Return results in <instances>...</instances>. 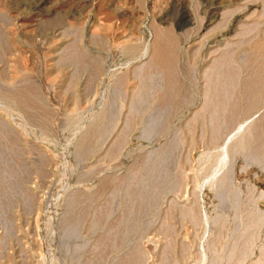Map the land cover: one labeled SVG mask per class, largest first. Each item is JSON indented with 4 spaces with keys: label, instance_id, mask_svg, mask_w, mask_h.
Listing matches in <instances>:
<instances>
[{
    "label": "rangeland",
    "instance_id": "obj_1",
    "mask_svg": "<svg viewBox=\"0 0 264 264\" xmlns=\"http://www.w3.org/2000/svg\"><path fill=\"white\" fill-rule=\"evenodd\" d=\"M247 1L0 0V264H264V160L202 182L264 109L257 81L223 123L199 114L213 58L264 21ZM163 32L160 68L144 49Z\"/></svg>",
    "mask_w": 264,
    "mask_h": 264
},
{
    "label": "bare ground",
    "instance_id": "obj_2",
    "mask_svg": "<svg viewBox=\"0 0 264 264\" xmlns=\"http://www.w3.org/2000/svg\"><path fill=\"white\" fill-rule=\"evenodd\" d=\"M239 8H240V12L242 14H247V13L255 14L256 10H257L256 7L254 5H252L250 0H248L246 3H243ZM263 15H264V13H263ZM263 15H261V16H263ZM261 16H259V17H261ZM153 24H154V22H153ZM154 25H156V24H154ZM156 26H155V28H157ZM155 28H154V31H155ZM160 34H158V35H160ZM165 34H167V33H164L161 36H158L156 34V36H155V33H154L152 39L150 38L151 40L148 41V43H146L144 52L148 56V59L153 63V64H151V66L152 65H154V66L156 65V66H159L161 68L164 65L168 64L166 62L167 61L166 59L169 60V58H167L168 57L167 56L168 52L166 50H169V49L165 48V44H166V42H168L167 39H166V36L164 37L166 39L165 44L163 42V41H165V40H163V36ZM169 34L170 33L168 31L167 35H169ZM238 36H245V38H243V37L240 38L239 37L240 40L241 39L242 40L241 41L238 40V43L234 47V49L233 48H228V49L223 50L218 56L213 58V61H212V64H211L213 66L210 67V64H209V68H212V70H213L212 71V76H211L212 78L209 76L211 74L210 73L211 70H210L209 74H206V75H208L210 77L209 79H211L214 82L213 84L211 83L212 84L211 87H209L210 85L207 86L208 76H207V79H205L206 77L204 78L207 81V83H206L205 80H204V83L206 85V86L204 85V87L205 88L209 87L208 95L211 96V97H209L207 95L208 99H207V102L205 104L206 107H204L205 105L203 106V103H202V107H204V109L206 108V110H202L203 108L200 107L202 109L201 110L199 109L200 110L199 114L201 115V111H203L205 113L207 112L209 114L208 115L209 117H210V114H213L212 116H214V119L217 118V120L216 121L214 120V122H217L219 120L220 122L223 123V121L226 118L230 117V115L233 114V112L236 113L237 109H236V111H234L235 110L234 104H232V103L230 104V101L232 100L231 98L233 97V95L236 96L238 94V93L235 94L236 92L240 91L241 88L242 89L250 88L251 87L250 85H253V83H255L257 81H264V54L262 53V52H264V51H262V49H264V21L263 22H259V21L256 20V21H253L250 25L242 23L241 24V31L239 32ZM148 63H149V61H148ZM157 68L158 67H156V69ZM207 70L209 71V69H207ZM159 71H162V69L159 70ZM163 71L167 72V70H164V69H163ZM208 71H207V73H208ZM219 86H221V88H222V89L220 88L221 91H224V93H222V94L225 95V97L222 95V99L224 97L223 100H221V96H219L218 93H217L218 92L217 88ZM248 86H250V87H248ZM206 89H208V88H206ZM215 92L220 97V101L215 99V98H217V97H214L215 96L214 95ZM241 92H242V90H241ZM244 92H245V90H244ZM205 93L206 92H204V94ZM219 94H220V92H219ZM237 97H238V95H237ZM203 98H205V97H203ZM202 117H204V113H203ZM202 117H201V119H202L201 121H204ZM211 117H210V119H211L210 122H213L212 121L213 118H211ZM207 119H209V118H207ZM201 121H200V123H201ZM204 123H202V124L204 125ZM217 125L214 126V127L216 128V127L219 126V125L218 126ZM209 126L211 127V125H209ZM211 128L210 129L208 128V130L210 131ZM203 130H205V129H203ZM262 146H264V109L261 112H259L255 117H253L251 120H249L246 123H244L241 126H239L237 131L234 132V134H232V136H230V138L227 139V141L223 145L222 152L220 151L221 154L220 155L217 154L218 156H215L214 160L211 159L212 161L210 160L208 162L210 164L209 167L212 170L211 171V175L212 176L210 174L207 175V176H211V177H207L209 179H205L206 182L204 180L202 182L204 184L207 183V187L209 189H211V191L212 190L217 191L216 189H218L219 187L222 188L221 185L223 184V182H224L223 180L226 177L225 174L227 172L228 173L231 172V170L233 169L234 163H235L237 158H239V157H241L243 155H246L248 153L253 154V151L254 152L256 151L253 154L255 159H257L259 162H263L264 158L262 159L261 157H264V153H263L264 152L263 151L264 147H262ZM260 147L262 149V151H260V153L262 152L263 156H261L259 154V151H257V150H260V149H258ZM257 152L261 156L260 158H259L258 154L255 155ZM205 163H206V161H205ZM210 169H209V171H210ZM208 173H210V172H208ZM210 178L212 180H210ZM208 180H210V181H208ZM202 185L203 184H201V187H202ZM252 188L255 189L254 187H252ZM250 189H251V187H250ZM256 193H258V192H256ZM231 204H233V203L231 202ZM185 206H187V205L185 204ZM185 206H184V208H185ZM227 206H228V210H229V208H230V210H232V209L234 210L235 208H237V207H235V205H234V208H232L233 206L232 207L229 206L228 203H227ZM226 210H227V207H226ZM226 210H225V212L228 211V210L227 211ZM234 211H236V209ZM183 212L184 211L182 210V213ZM186 213H184V214H186ZM228 215H229V212H228ZM228 215H226V216H228ZM251 218H253V217L251 216ZM205 220L206 219H204V221ZM209 220L210 219L207 218V221H209ZM248 220H249V222L250 221L254 222V220L257 222L258 218H257V220L256 219H253V220L251 219L250 220V218ZM207 221H205V222L207 223ZM249 222H247L248 225H249ZM256 222H254L253 225H252V222H250L251 226L252 227L255 226ZM225 223H226V221H225ZM260 225H261V223L258 225V227ZM249 227H250V225H249ZM256 227H257V224H256ZM258 227H257V229H258ZM262 227H263V225H262ZM209 228H212V227L210 226ZM246 228H248V226ZM253 228H255V227H253ZM253 228H252V230H253ZM257 229H255V230H257ZM249 230H247V231L249 232ZM252 230H251V232L254 231V233H253V235H254L255 234V230H253V231ZM209 231L211 232L210 229H209ZM245 235H247V234H245ZM249 238L252 241V238L251 237H249ZM253 238H254V236H253ZM247 239L248 238L246 237V240ZM251 241H250V243L248 241V243L252 245L253 241L252 242ZM234 247H235V245H234ZM263 250H264V246L262 248H260V251H263ZM206 251H208L207 248H206ZM200 253H202L200 257L203 258L201 262H202V264H205L206 258H207L206 252H205V250H202V252H200ZM230 254L231 253L229 252V255ZM262 255H264V252H263ZM234 257L235 256H233V258ZM228 258H230V256H228L227 259ZM233 258H232V261H233ZM230 259H228V261H227L228 263H230L229 262V261H231ZM239 260H240V258L236 262H238ZM212 261H211V263L207 262V264H216L213 259H212ZM240 262L241 261H239L237 264H241ZM231 264H233V263H231Z\"/></svg>",
    "mask_w": 264,
    "mask_h": 264
}]
</instances>
